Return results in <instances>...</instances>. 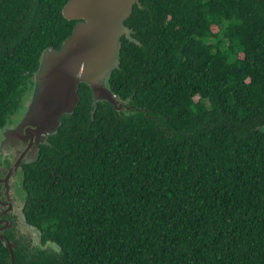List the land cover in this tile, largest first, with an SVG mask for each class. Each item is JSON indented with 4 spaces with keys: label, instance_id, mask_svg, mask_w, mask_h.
I'll return each mask as SVG.
<instances>
[{
    "label": "trees",
    "instance_id": "1",
    "mask_svg": "<svg viewBox=\"0 0 264 264\" xmlns=\"http://www.w3.org/2000/svg\"><path fill=\"white\" fill-rule=\"evenodd\" d=\"M68 0H0V128L24 76L75 21ZM111 85L159 118H125L81 84L74 114L24 164V212L57 254L15 264H264V0H140ZM0 241V264H10Z\"/></svg>",
    "mask_w": 264,
    "mask_h": 264
},
{
    "label": "water",
    "instance_id": "2",
    "mask_svg": "<svg viewBox=\"0 0 264 264\" xmlns=\"http://www.w3.org/2000/svg\"><path fill=\"white\" fill-rule=\"evenodd\" d=\"M136 4L141 7L140 0H68L63 16L76 22L72 33L59 48H46L36 69L24 76L18 104L0 128V241L9 250L10 264L21 245L32 253L62 251L54 241L43 242L42 231L25 216L29 194L23 165L36 162L62 117L74 114L81 84L91 90V120L103 103L125 118L143 114L172 136L157 116L134 103V94L123 98L111 85L113 71L120 68L122 38L141 46L126 25Z\"/></svg>",
    "mask_w": 264,
    "mask_h": 264
}]
</instances>
